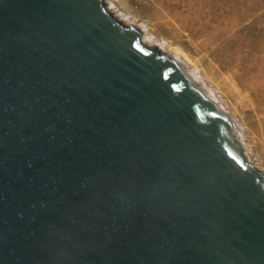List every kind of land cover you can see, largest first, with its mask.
Instances as JSON below:
<instances>
[{"label": "water", "instance_id": "95a60500", "mask_svg": "<svg viewBox=\"0 0 264 264\" xmlns=\"http://www.w3.org/2000/svg\"><path fill=\"white\" fill-rule=\"evenodd\" d=\"M108 5L0 0V264H264V172Z\"/></svg>", "mask_w": 264, "mask_h": 264}, {"label": "rangeland", "instance_id": "374dc122", "mask_svg": "<svg viewBox=\"0 0 264 264\" xmlns=\"http://www.w3.org/2000/svg\"><path fill=\"white\" fill-rule=\"evenodd\" d=\"M105 1L199 70L264 171V0Z\"/></svg>", "mask_w": 264, "mask_h": 264}, {"label": "bare ground", "instance_id": "6f19581e", "mask_svg": "<svg viewBox=\"0 0 264 264\" xmlns=\"http://www.w3.org/2000/svg\"><path fill=\"white\" fill-rule=\"evenodd\" d=\"M107 3V2H106ZM108 8H110V6H108ZM111 13H112V15H116V17L117 18H119L120 20H121V22H122V24H127V23H129V24H131V25H134L135 27H137V29L139 30V32H140V40H141V42L140 43H142V42H144V45L145 46H147V47H149V46H151V47H153V46H155L156 47V49L159 51V52H161V51H163V53L164 54H167V55H169L170 57H172L173 58V60L177 63V64H181V65H184V66H187L188 68H189V70L191 71V74L193 75V77L197 80V81H199L200 83H202L208 90H209V92H210V94L212 95V97L214 98L213 100L215 101V102H217V103H219L220 105H221V107H222V110L225 112V114L233 121V123H234V126H235V128H236V130L238 131V133L241 135L240 137L242 138V136H243V133H242V127L239 125V123L234 119V116H233V114L232 113H230L228 110H227V108L222 104V102L219 100V98L217 97V95H216V93L211 89V88H209V86L207 85V83L204 81V79L201 77V75L199 74V70L197 71L196 70V68H194L192 65H191V63L190 62H188L187 61V59H184V58H182V56L178 53V52H176L175 50L173 51V48L171 49V48H169V47H166V42H164V41H158V40H156L155 39V37L154 36H152V35H150L148 32H147V29L145 28V27H141V26H138L135 22L133 23V22H128V20L126 21V20H122L120 17H119V15L113 10V8L111 9ZM179 51V50H178ZM181 53V52H180ZM184 57V56H183ZM189 58V57H188ZM243 139V138H242ZM242 152H243V156H244V158H245V160H246V162L248 163V164H251V165H253V167H255V168H258V169H260V170H262L263 171V169H262V167H260L259 165H256L255 163H253L251 160H250V158H249V152H248V150L246 149V150H242ZM264 172V171H263Z\"/></svg>", "mask_w": 264, "mask_h": 264}]
</instances>
